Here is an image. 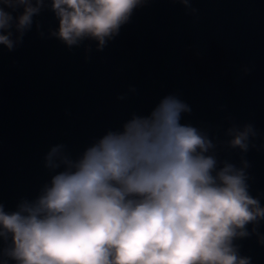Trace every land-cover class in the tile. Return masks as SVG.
Masks as SVG:
<instances>
[{
    "label": "clouds",
    "instance_id": "obj_1",
    "mask_svg": "<svg viewBox=\"0 0 264 264\" xmlns=\"http://www.w3.org/2000/svg\"><path fill=\"white\" fill-rule=\"evenodd\" d=\"M148 2L0 0V45L13 51L48 11L57 21L51 37L69 49L95 41L103 51ZM172 2L198 13L193 0ZM191 111L170 94L75 157L52 146L38 194L13 210L0 203V264H251L236 241L255 235L264 246V193L251 194L243 155L238 166L221 153L245 154L258 138L264 147V137L231 117L223 138L181 123Z\"/></svg>",
    "mask_w": 264,
    "mask_h": 264
},
{
    "label": "water",
    "instance_id": "obj_2",
    "mask_svg": "<svg viewBox=\"0 0 264 264\" xmlns=\"http://www.w3.org/2000/svg\"><path fill=\"white\" fill-rule=\"evenodd\" d=\"M193 7L196 16L172 0H149L103 51L95 41L69 49L51 37L57 21L48 11L36 18L39 31L34 24L13 51L0 45V203L6 210L33 199L50 179L44 157L52 146L64 144L75 157L170 94L192 109L181 123L223 138L231 117L252 123L264 137V0H193ZM255 143L245 154L221 153L238 166L243 155L253 196L264 193V147L260 138ZM236 243L251 264H264L255 235Z\"/></svg>",
    "mask_w": 264,
    "mask_h": 264
}]
</instances>
